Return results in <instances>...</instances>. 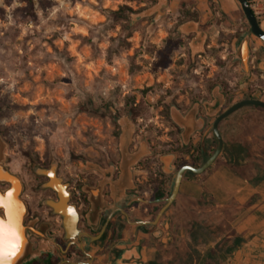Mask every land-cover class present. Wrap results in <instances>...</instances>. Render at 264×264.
Wrapping results in <instances>:
<instances>
[{"label": "rangeland", "instance_id": "1", "mask_svg": "<svg viewBox=\"0 0 264 264\" xmlns=\"http://www.w3.org/2000/svg\"><path fill=\"white\" fill-rule=\"evenodd\" d=\"M12 3L2 0L0 6V136L7 163L16 167L58 166L62 175L97 169L98 156L121 154L124 128L130 130L127 150L137 125L142 140L159 141L165 125L157 121L168 103L211 89L213 96L225 78L233 86L241 74L233 58L241 34H227L235 27L222 19L210 28L202 16L200 27L209 33L198 52L191 42L189 50L182 34L188 32L180 30L183 7L213 5L212 0H166L142 17L137 15L157 0H32L29 11L23 9L26 0H16L15 8ZM238 12L251 51L264 54V43ZM245 86H234L232 96ZM236 115L245 122L229 126L216 160L190 179L200 183L206 173L232 162L237 139L263 174L264 110L245 108ZM238 210L233 202L216 206L206 192L195 199L179 191L163 223L184 227L194 243L205 245L231 229Z\"/></svg>", "mask_w": 264, "mask_h": 264}, {"label": "flooded vegetation", "instance_id": "2", "mask_svg": "<svg viewBox=\"0 0 264 264\" xmlns=\"http://www.w3.org/2000/svg\"><path fill=\"white\" fill-rule=\"evenodd\" d=\"M181 12V23H189L184 27L188 33H182L187 39L189 50V43L196 38L197 31H203L205 39L208 37L209 31L200 27V24L206 21L210 22L211 28L220 24L223 19L229 26L235 27L227 28L228 35L241 34L238 42L244 35L240 32L242 28L239 24L238 10L224 9L213 3L207 6H185ZM202 16H206L204 22L201 21ZM193 22L197 24L195 28ZM256 51L252 52L249 46L248 73L240 67L239 60L233 54L241 74L233 86H230L227 78H223L224 82L217 88L220 99L217 106L213 104L212 89L201 95L197 92L190 93L189 96L168 103L164 107L161 120L157 121L165 125L164 137L159 141L148 136L142 140V131L137 125L128 151L130 154L136 151L142 153L125 170L120 168L119 151L116 155L113 153L106 158L98 156L95 158L99 163L97 169L85 167L84 171L77 174L66 170V174L62 175L58 166L38 169L27 165L16 167L7 163L5 141L0 136V177L4 178L0 180V196L4 197L0 201L2 204L0 219L5 218L6 211L9 213L8 220L18 221L23 241L22 250L11 264H79L88 260L95 262L98 255H103L101 259L103 262L111 264L119 254L120 250L117 248L119 242L130 241L133 234L139 231L149 230L151 233L157 228L162 229L168 210L178 198L182 182H193L189 175L192 177L200 173L185 170L174 201L162 212L157 225L143 222L153 220L163 206L164 199L173 187L177 170L183 165L193 167L202 165L215 150L217 139L212 127L215 118L239 100L264 101L261 95L263 81L260 78V74L264 73V54L259 49ZM221 57L227 58L225 55ZM253 57L255 59H252ZM226 72L230 73V67ZM243 78L246 80L240 83ZM243 84L246 86L242 94L238 97L232 96L236 91L234 86L238 88ZM171 107L174 109L175 118L184 125L173 119ZM245 108L250 111L256 110L258 106L240 107L219 121L218 132L223 140V147L229 126L245 122L244 118L236 115ZM187 129V136L184 137L183 132ZM208 168L209 166L204 171ZM44 171H48L49 174ZM49 182L59 188L64 200L60 198L58 191L48 184ZM8 193L14 195H7ZM93 196L97 197L99 202L98 213L95 216L89 215L92 207L90 197ZM49 201L73 207L75 216L70 219V227L74 231L70 237H66L62 216L54 212L48 204ZM176 227L173 223L169 224L172 231H176ZM124 234H127L128 238L119 240ZM4 239L8 241L11 238Z\"/></svg>", "mask_w": 264, "mask_h": 264}, {"label": "crops", "instance_id": "3", "mask_svg": "<svg viewBox=\"0 0 264 264\" xmlns=\"http://www.w3.org/2000/svg\"><path fill=\"white\" fill-rule=\"evenodd\" d=\"M212 1L224 9H240L236 0ZM262 1L263 14L259 20L264 23ZM260 27L264 30V26L260 24ZM260 78L264 93V73ZM180 191L195 199H200L206 192L216 206L224 207L233 202L239 209L229 222L230 232L218 236L216 242L224 235L231 239L238 237L240 242L230 255H222L217 262L208 260L207 264H264V177L248 181L230 167L219 166L206 173L200 183L183 181ZM168 227L165 222L162 229L157 228L151 233L139 231L130 241L119 242V254L111 264H202L203 255L216 244L215 241L205 245L194 243L191 231L186 233L184 227L172 231ZM127 236L124 234L119 240L127 239ZM102 258L103 255H98L95 262L88 260L79 264H110Z\"/></svg>", "mask_w": 264, "mask_h": 264}, {"label": "water", "instance_id": "4", "mask_svg": "<svg viewBox=\"0 0 264 264\" xmlns=\"http://www.w3.org/2000/svg\"><path fill=\"white\" fill-rule=\"evenodd\" d=\"M165 1L166 0H157V3L154 6L140 12L137 15V17H142V16H146V15L153 13L162 4H164ZM236 1L238 2L240 9H241L247 23L249 24L250 33L253 34L254 36H256L257 38H259L264 43V30L260 27L258 19L253 14V12L251 11L247 0H236ZM188 24L189 23L182 24L180 26V30L187 32L184 29V27L187 26ZM192 24H193L194 28L197 25L195 22H193ZM204 39H205V33L203 31H197L196 38H194L190 43L191 49L193 51H197V52L200 51L202 48V44L204 42ZM248 54H249V35L244 34L243 37L237 43L236 50H235V57L239 60L240 66L245 71V73H248V71H249ZM213 97H214L213 104L215 106H217L220 102L219 96L216 93H214ZM246 105H255V106H258V107L264 109V101L263 100H260V99H242V100H239L237 102H234L229 107H227L223 112H221L215 118L213 125H212L213 131H214L216 139H217V145H216L215 150L209 155V157L204 161V163L202 165H200L198 167H193L191 165H183L182 167H180L177 170L175 177H174L173 187L171 189L170 194L164 199L165 202H164L163 206L159 209V211L157 212V214L153 220H147V221H144L143 223L149 224V225H155L157 223L158 219L162 215V212L168 206H170L171 203L174 201L176 194L179 190V186H180V182L182 179L183 172L185 170H191L194 173H202L208 166L213 164L214 160L217 158V156L220 154V152L223 148V140L220 136V133L218 132L219 121L221 119H223L224 117H227L228 115H230L231 113H233L234 111L239 109L240 107H243ZM206 107H207V104H206ZM174 120L177 123H179L180 125H184L181 122H179L175 118V116H174ZM187 133H188V129L183 132L184 137L187 136ZM129 136H130V130L128 127H126V128H124L121 139H120V151H121L120 168L122 170H125L126 167L134 159H136L140 153V152L133 153V154L128 153L127 143H128ZM0 157H1V154H0ZM44 172L49 174L48 171H44ZM3 179L4 178H1V180H3ZM7 179H9V178H7ZM48 184L51 185L52 187H54L58 191L60 198L64 200V195L60 192L59 188H57L56 185H54L52 182H49ZM83 189L88 190L86 187H83ZM90 200L92 202V207H91V210L89 212V215L91 214V216H95L98 213L99 202H98L97 197H94V196L90 197ZM48 204L54 209V212H57L62 216L63 227L66 231V237H70L72 235L71 232L74 231L70 227V219H72L73 216H75V212H74L73 207L66 205V204L65 205H59V204L53 203L51 201H49Z\"/></svg>", "mask_w": 264, "mask_h": 264}, {"label": "trees", "instance_id": "5", "mask_svg": "<svg viewBox=\"0 0 264 264\" xmlns=\"http://www.w3.org/2000/svg\"><path fill=\"white\" fill-rule=\"evenodd\" d=\"M249 0H247L248 2ZM32 6V0H26V6H24V10L29 11ZM261 110H264L263 108L258 107ZM235 142V148L232 151V156L234 160L229 163H225L228 167L233 169L238 175L241 177L247 179L248 181H254L258 178L264 177V172L262 175H260L255 168L252 166V160L250 158V155L247 152L246 147L244 146V143L237 139L233 140ZM178 227V226H177ZM228 237H224L218 242H216L214 248L209 249L204 255H203V263L207 264V261H214L217 262L222 255H230L233 250L235 249L236 245L240 242V239L238 237L231 239L227 244H224V241ZM221 241V242H220ZM223 241V242H222Z\"/></svg>", "mask_w": 264, "mask_h": 264}, {"label": "snow or ice", "instance_id": "6", "mask_svg": "<svg viewBox=\"0 0 264 264\" xmlns=\"http://www.w3.org/2000/svg\"><path fill=\"white\" fill-rule=\"evenodd\" d=\"M7 195H14V193H8ZM3 196H0V201L3 200ZM2 207V204H0ZM9 213L4 212V219H0V264H11V261L22 250V236L20 235L21 229L19 222H12L8 220ZM4 237H10L8 241H5Z\"/></svg>", "mask_w": 264, "mask_h": 264}, {"label": "built area", "instance_id": "7", "mask_svg": "<svg viewBox=\"0 0 264 264\" xmlns=\"http://www.w3.org/2000/svg\"><path fill=\"white\" fill-rule=\"evenodd\" d=\"M249 7L255 16L263 14V1L262 0H249Z\"/></svg>", "mask_w": 264, "mask_h": 264}, {"label": "clouds", "instance_id": "8", "mask_svg": "<svg viewBox=\"0 0 264 264\" xmlns=\"http://www.w3.org/2000/svg\"><path fill=\"white\" fill-rule=\"evenodd\" d=\"M0 6H4L3 4H2V0H0ZM18 5H17V3H16V0H13V3H12V5H11V8H15V7H17ZM9 11H10V8H9ZM12 19H11V17H9L8 18V24H12Z\"/></svg>", "mask_w": 264, "mask_h": 264}, {"label": "bare ground", "instance_id": "9", "mask_svg": "<svg viewBox=\"0 0 264 264\" xmlns=\"http://www.w3.org/2000/svg\"><path fill=\"white\" fill-rule=\"evenodd\" d=\"M2 177H0V180H1Z\"/></svg>", "mask_w": 264, "mask_h": 264}]
</instances>
